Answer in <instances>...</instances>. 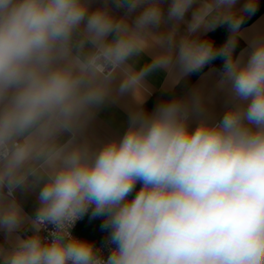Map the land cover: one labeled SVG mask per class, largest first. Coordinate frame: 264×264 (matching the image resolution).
<instances>
[{"label":"clouds","instance_id":"clouds-1","mask_svg":"<svg viewBox=\"0 0 264 264\" xmlns=\"http://www.w3.org/2000/svg\"><path fill=\"white\" fill-rule=\"evenodd\" d=\"M257 9L0 0V264H264ZM156 72L170 95L149 107ZM110 108L122 130L103 126ZM85 216L102 219L101 244L74 231Z\"/></svg>","mask_w":264,"mask_h":264},{"label":"trees","instance_id":"trees-1","mask_svg":"<svg viewBox=\"0 0 264 264\" xmlns=\"http://www.w3.org/2000/svg\"><path fill=\"white\" fill-rule=\"evenodd\" d=\"M264 12V0H258V9L255 15H253L250 19L247 20L246 24L250 23L259 13ZM245 24V25H246ZM228 32L226 28H219L216 32L210 33L209 36L214 39L218 44L222 43L223 40L227 37ZM242 46V41H241ZM213 65L220 68L222 66V60L217 59L212 62ZM196 75L193 74L191 77H189L186 81L182 82L181 85H179L176 88L177 94H183L188 82ZM170 95L168 93H162L161 91L155 92L152 99L149 101V107L152 106V104L156 101H158L162 96ZM102 219L96 218L91 219L88 216H85L83 220L79 221L76 225L75 232L83 237H86L88 239L96 241V243L99 245L107 235L105 231L101 229Z\"/></svg>","mask_w":264,"mask_h":264},{"label":"crops","instance_id":"crops-1","mask_svg":"<svg viewBox=\"0 0 264 264\" xmlns=\"http://www.w3.org/2000/svg\"><path fill=\"white\" fill-rule=\"evenodd\" d=\"M241 2H243V0H241ZM251 26H257L261 29H264V12L259 13L250 23L245 25L246 28ZM241 47H244L243 41ZM211 68L219 69L212 63L206 66L201 73H196V75L188 82L184 92L189 90L193 85L197 84L200 81L201 76H203L204 73L209 72ZM164 78L165 74L163 72H156L150 77V81L153 87L156 89V92L160 91ZM209 83H211V81ZM221 103L222 101L218 99L217 111L221 110ZM100 120L102 121L103 126L106 128L122 130L126 121V114L118 108H110L101 113ZM32 205L33 201L30 200L26 205V210L31 211Z\"/></svg>","mask_w":264,"mask_h":264},{"label":"built area","instance_id":"built-area-1","mask_svg":"<svg viewBox=\"0 0 264 264\" xmlns=\"http://www.w3.org/2000/svg\"><path fill=\"white\" fill-rule=\"evenodd\" d=\"M102 242H103V241H102ZM102 242H101V243H102ZM101 243H100V244H101Z\"/></svg>","mask_w":264,"mask_h":264}]
</instances>
